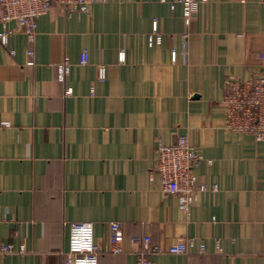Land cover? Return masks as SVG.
Listing matches in <instances>:
<instances>
[{
	"label": "crops",
	"instance_id": "crops-1",
	"mask_svg": "<svg viewBox=\"0 0 264 264\" xmlns=\"http://www.w3.org/2000/svg\"><path fill=\"white\" fill-rule=\"evenodd\" d=\"M263 71L264 0L200 1L190 26L176 0L54 6L32 44L22 31L0 42V242L25 247L0 264H62L73 222L93 224L99 264H137L128 241L109 250L114 221L166 246L196 239L154 264H264V140L227 131L223 101L228 79ZM180 135L203 156L201 180L217 186L189 211L149 177L158 143Z\"/></svg>",
	"mask_w": 264,
	"mask_h": 264
},
{
	"label": "built area",
	"instance_id": "built-area-1",
	"mask_svg": "<svg viewBox=\"0 0 264 264\" xmlns=\"http://www.w3.org/2000/svg\"><path fill=\"white\" fill-rule=\"evenodd\" d=\"M101 0H0V42L8 46L12 34L22 31L30 44L36 38L38 19L54 7H61L64 11H79L88 13ZM166 1V0H161ZM182 5L183 18L187 26L191 25L193 15L198 11L200 1L207 0H176ZM16 24L11 28L9 24ZM153 36L155 43L161 44L162 34L158 31L157 21H153ZM188 34H185L187 38ZM33 57L34 50L28 51ZM124 51L120 52L119 60H125ZM176 50L171 51V58L176 61ZM80 62H88L87 51L81 54ZM68 65L62 63L57 66V78L65 81ZM100 76L103 78L104 69ZM71 88L66 93L70 94ZM226 116L224 128L231 133L250 134L257 141L264 140V71L251 80L228 79L224 95ZM203 156L190 142L187 135H180L176 143L164 145L159 142L156 147V161L149 171V177L155 181L158 177L165 196H175L179 207L189 211L200 195L209 190L216 191L217 186H209L203 182L198 174ZM109 250L113 253H124L125 241L132 245V253L137 264H154L153 257L159 254H188L196 247L193 237L181 238L166 246L155 243L151 235L127 236L120 222L109 223ZM199 252H205V246L199 244ZM22 245L16 249L12 244L0 242V255L24 252ZM100 249L95 240L94 226L90 222H73L70 225L69 248L62 264H99Z\"/></svg>",
	"mask_w": 264,
	"mask_h": 264
}]
</instances>
